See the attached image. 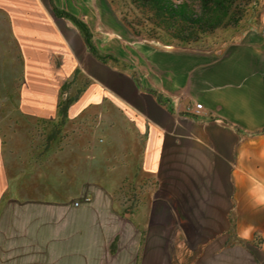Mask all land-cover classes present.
Listing matches in <instances>:
<instances>
[{"label": "crops", "instance_id": "crops-1", "mask_svg": "<svg viewBox=\"0 0 264 264\" xmlns=\"http://www.w3.org/2000/svg\"><path fill=\"white\" fill-rule=\"evenodd\" d=\"M54 2L88 24L104 58L50 0H0V118L11 107L7 137L25 139L8 162L0 126L2 239L17 237V256L38 264H136L135 247L125 263L111 257L123 220L142 207L153 224L190 210L204 227L235 215L241 231L254 225L250 261L264 264V0L254 25L203 46L140 38L103 0ZM32 122L48 130L44 145L19 129ZM131 178L149 185L125 217L115 195Z\"/></svg>", "mask_w": 264, "mask_h": 264}, {"label": "rangeland", "instance_id": "rangeland-1", "mask_svg": "<svg viewBox=\"0 0 264 264\" xmlns=\"http://www.w3.org/2000/svg\"><path fill=\"white\" fill-rule=\"evenodd\" d=\"M262 1L260 0L258 11L251 12L235 29L241 30L252 24L254 25L255 19L260 15L261 10L259 9L260 7L262 8ZM103 2L115 13L119 24L120 22L125 24V18L126 20L137 22L138 16L129 0H103ZM103 26V23H99L98 25L101 35L107 33ZM231 29L234 28L217 29L215 32L205 35L197 45L203 46L221 43L228 37H231ZM139 37L159 39L143 35ZM164 40L170 41L171 38L163 36L159 41L164 42ZM69 96V94L66 95L64 99ZM10 108L1 106L2 113L0 118L1 130L5 136L3 138L6 142L5 155L8 162L13 158V155L9 152L10 145L14 142L22 150L25 143V139L23 138L10 139L7 137L10 131L18 129V124L9 119L12 117H10L9 113ZM24 125H26L28 132L32 134L31 140L34 147L46 143L45 139L47 137L44 134L48 130L45 129V125H40L36 122H32L31 124L20 123L19 129L23 130ZM15 176H10V186L16 192L18 180L15 179ZM148 185V181H133L132 178L128 179L120 187L121 189L118 190L117 204L122 209V203L130 205L141 200L143 197L142 192ZM70 191L60 189V194L61 196L69 195L68 198H72L75 194L70 193ZM44 192L49 197L53 196V193L48 189ZM30 193L36 195L35 192ZM10 194L12 195V193ZM5 198L7 199V197ZM3 206L1 204L0 214ZM144 209V207L141 208L140 213H138L139 217L134 219L133 222L130 219L123 220L121 232L117 236L115 252L111 248L114 254L111 257L114 263H116L118 258L121 260V263H125L124 260L128 258V255L124 256V252H128L131 248L133 250L135 247L138 250L136 264H225V258L229 257V255L234 256L233 264H256V262L250 261L251 258L257 259L256 247L250 245L247 239L241 238L239 235L241 230L238 228V215H235V220L231 219L230 222L227 220L216 221L215 223L217 224L214 225V228L202 226L200 219L196 220L197 213L190 210L174 211V220L163 219L160 220L163 223L158 222V224H153L155 219L151 223L145 220V218L142 219ZM223 215L221 214L220 216ZM16 238L14 240L6 239L5 241L0 236V264H31L32 261H35L31 259L23 260L17 256L21 252L16 247ZM133 257L134 254L132 253L131 259ZM35 263L38 264V261H35Z\"/></svg>", "mask_w": 264, "mask_h": 264}, {"label": "trees", "instance_id": "trees-1", "mask_svg": "<svg viewBox=\"0 0 264 264\" xmlns=\"http://www.w3.org/2000/svg\"><path fill=\"white\" fill-rule=\"evenodd\" d=\"M138 16L137 22L126 20L125 24L138 36L171 38L180 44H198L202 38L217 29L237 27L251 12L258 11L260 0H129ZM55 14H60L72 20L80 29L86 45L100 58H104L94 45L93 33L88 24L81 18L58 8L54 0H50ZM156 33V34H155ZM164 42H169L165 41ZM69 83L63 86V92L68 90ZM68 97L61 101L59 111L65 120L69 115L71 102ZM60 131L54 127L49 139H54ZM48 139V140H49ZM126 181H128L126 179ZM125 181V182H126ZM124 182V183H125ZM121 189V188H120ZM119 192V191H118ZM117 201V194L115 195ZM140 200L126 205L122 203L121 213L125 217L135 214ZM117 237L112 243V250H116Z\"/></svg>", "mask_w": 264, "mask_h": 264}, {"label": "built area", "instance_id": "built-area-1", "mask_svg": "<svg viewBox=\"0 0 264 264\" xmlns=\"http://www.w3.org/2000/svg\"><path fill=\"white\" fill-rule=\"evenodd\" d=\"M262 33L264 34V28L262 30ZM202 109H203V104L202 103H198L197 105H195L194 108L191 109V111L193 112V114L199 115V114H201ZM80 202L81 201L79 199L74 201L76 206H79Z\"/></svg>", "mask_w": 264, "mask_h": 264}, {"label": "clouds", "instance_id": "clouds-1", "mask_svg": "<svg viewBox=\"0 0 264 264\" xmlns=\"http://www.w3.org/2000/svg\"><path fill=\"white\" fill-rule=\"evenodd\" d=\"M255 226L254 225H247L243 228V230L239 233L241 238H248L252 231H254Z\"/></svg>", "mask_w": 264, "mask_h": 264}]
</instances>
